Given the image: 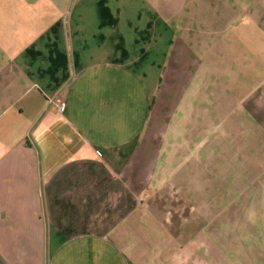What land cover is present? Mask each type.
I'll use <instances>...</instances> for the list:
<instances>
[{
  "label": "crops",
  "instance_id": "obj_1",
  "mask_svg": "<svg viewBox=\"0 0 264 264\" xmlns=\"http://www.w3.org/2000/svg\"><path fill=\"white\" fill-rule=\"evenodd\" d=\"M262 151L264 0H0V264H198ZM247 227L222 264H264Z\"/></svg>",
  "mask_w": 264,
  "mask_h": 264
},
{
  "label": "rangeland",
  "instance_id": "obj_2",
  "mask_svg": "<svg viewBox=\"0 0 264 264\" xmlns=\"http://www.w3.org/2000/svg\"><path fill=\"white\" fill-rule=\"evenodd\" d=\"M262 152L264 153V151ZM215 196L217 198L213 200V210L204 208L205 214H200V217L191 226V238L196 242L194 251L198 257V264H222V256L228 254L225 240L234 227L235 221L264 224V192L247 199H234V196L226 192L223 195L222 193L215 194ZM198 206H200V197H198ZM160 233L159 237L163 235L161 230ZM186 233L183 232L182 241H184ZM242 234L248 239L264 237V231L252 230L250 227L245 228ZM182 241L178 242L182 244ZM152 249L157 250L156 246H153Z\"/></svg>",
  "mask_w": 264,
  "mask_h": 264
},
{
  "label": "built area",
  "instance_id": "obj_3",
  "mask_svg": "<svg viewBox=\"0 0 264 264\" xmlns=\"http://www.w3.org/2000/svg\"><path fill=\"white\" fill-rule=\"evenodd\" d=\"M60 106H63V103H61Z\"/></svg>",
  "mask_w": 264,
  "mask_h": 264
}]
</instances>
